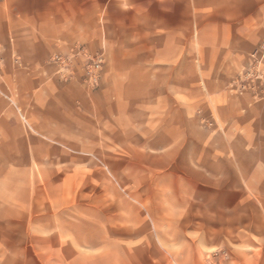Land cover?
Returning a JSON list of instances; mask_svg holds the SVG:
<instances>
[{
	"label": "crops",
	"instance_id": "obj_1",
	"mask_svg": "<svg viewBox=\"0 0 264 264\" xmlns=\"http://www.w3.org/2000/svg\"><path fill=\"white\" fill-rule=\"evenodd\" d=\"M260 47L264 0H0V191L30 159L31 145L40 155L66 142L64 116L77 120L78 105L89 100L63 79L62 60L96 58L103 68L94 102L107 119L138 112L156 121L161 111L169 129L184 130L199 112V141L215 144L214 167L203 164L200 184L206 191L210 177L213 191L230 193L221 202L210 198L230 217L221 221L232 225L236 244L230 264H264V101L231 87ZM216 115L229 137L219 134ZM220 139L230 144L229 161L217 154ZM220 159L227 176L221 188ZM10 204L0 199V209Z\"/></svg>",
	"mask_w": 264,
	"mask_h": 264
},
{
	"label": "rangeland",
	"instance_id": "obj_2",
	"mask_svg": "<svg viewBox=\"0 0 264 264\" xmlns=\"http://www.w3.org/2000/svg\"><path fill=\"white\" fill-rule=\"evenodd\" d=\"M253 58L231 87L264 101V47ZM92 63L91 57L74 65L62 60L63 79H73L89 100L78 105L77 120L64 116L66 142L48 144L40 155L31 145L30 159L14 167L7 191H0L11 203L0 209L8 220L0 223V264H230L232 225L221 222L230 217L210 204L230 193L213 191L210 177L206 191L200 184L203 164L214 167L209 147L215 144L199 141L205 130L199 112L190 113L184 129L189 139L183 128L167 127L166 112L156 121L138 112L107 119L94 102L103 64L91 79ZM216 118L219 134L229 137ZM217 151L230 160L228 142L220 139ZM218 168L221 188L227 177L221 159Z\"/></svg>",
	"mask_w": 264,
	"mask_h": 264
},
{
	"label": "built area",
	"instance_id": "obj_3",
	"mask_svg": "<svg viewBox=\"0 0 264 264\" xmlns=\"http://www.w3.org/2000/svg\"><path fill=\"white\" fill-rule=\"evenodd\" d=\"M101 61L99 59L94 58V63H92L88 68V73L91 79H96L98 77L99 69L101 67Z\"/></svg>",
	"mask_w": 264,
	"mask_h": 264
}]
</instances>
